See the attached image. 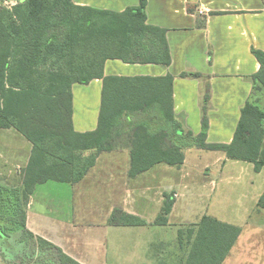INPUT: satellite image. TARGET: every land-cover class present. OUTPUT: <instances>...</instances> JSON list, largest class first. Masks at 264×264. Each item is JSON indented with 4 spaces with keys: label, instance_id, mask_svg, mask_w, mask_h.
<instances>
[{
    "label": "trees",
    "instance_id": "16d2710c",
    "mask_svg": "<svg viewBox=\"0 0 264 264\" xmlns=\"http://www.w3.org/2000/svg\"><path fill=\"white\" fill-rule=\"evenodd\" d=\"M147 0L125 11L81 6L73 0H21L0 6V128H14L32 144L20 186L0 182V246L7 259L22 262L51 253V264H81L62 248L27 227L28 206L37 185L76 184L99 155L125 138L132 178L164 163L182 167L184 146L220 150L233 160L264 167V50L252 49L260 69L251 79L253 97L241 108L230 143L207 142L211 87L205 86L202 129L186 130L177 119L175 76L105 74L106 62L170 66L167 28L147 23ZM183 77L202 78L200 72ZM102 79L101 106L94 130L78 132L73 123V85ZM260 94V96H259ZM182 139V140H181ZM176 203L165 193L155 225H168ZM264 208V193L259 200ZM109 224L142 226L147 221L116 208ZM240 226L205 214L179 241L187 242L183 264H223L240 237ZM185 238V239H184ZM35 259V258H34Z\"/></svg>",
    "mask_w": 264,
    "mask_h": 264
},
{
    "label": "crops",
    "instance_id": "0c3cea01",
    "mask_svg": "<svg viewBox=\"0 0 264 264\" xmlns=\"http://www.w3.org/2000/svg\"><path fill=\"white\" fill-rule=\"evenodd\" d=\"M0 1L8 2L11 7L21 0ZM73 1L81 6L122 12L128 7L138 6L141 0ZM146 11L148 24L168 29L167 38L173 59L172 64L167 67L159 64H130L119 59H110L105 65V74L127 76L173 74L175 76L174 101L177 119L183 123L186 130L192 131L194 134H199L202 129L205 86L209 84L211 91L210 100L207 103L209 118L207 142L230 143L241 116V108L247 100L253 97L251 77L260 69V63L252 53V49L264 50V0H147ZM183 72H200L203 77H183L181 75ZM102 86V79H94L89 84L75 83L73 85V123L76 131L87 132L97 127ZM77 88L79 89L77 90ZM77 93L80 95L78 96ZM261 97L263 99L264 92H261ZM191 119L196 123L193 124ZM124 145L120 148L119 141L112 151L101 153L96 165L83 179V181L86 180L90 175L98 176L99 179L104 180L107 184L103 192L107 190L110 199H112L109 200L107 212L99 223L84 222V225L95 227L98 224L97 226L102 228L105 246L103 251L96 255L104 258L101 263H108L109 256H113L114 263L118 264H138L145 263L146 260L151 264V259L157 264H162L164 254H168L162 245L163 230L167 225L153 224L154 220L147 218L144 212L135 206L136 204L130 205L121 202L118 206V204L112 203L113 199H117V194L122 193L124 187L127 191L132 189L136 193L139 192L135 186L128 188L133 182L132 180H136L137 177L129 176V159L122 167V152L130 154L128 144ZM213 151L225 154L220 150ZM105 153L108 155L105 157L106 159H103ZM226 158L228 157L226 156ZM223 160L226 161L225 157ZM187 163L186 158L182 168L186 167ZM122 168L123 170H120ZM12 171L13 169L7 168L1 174L13 178ZM21 171L20 183H22L24 169ZM12 178L11 181H13ZM48 182L64 184L57 181ZM43 184L37 185L35 192ZM67 184L73 187L76 185ZM84 186L88 187L86 183ZM169 187H158L153 196H149L152 200H158L160 209L164 201V194L170 191ZM185 187H187L186 184ZM205 188L201 191L204 192L207 189ZM150 190L154 189L146 187L142 192ZM117 206L126 212L144 218L147 224L142 226L109 224L110 215ZM33 207L34 199L31 196L27 220L29 230L53 242L81 264L93 263L88 249L85 250L77 246L76 237L74 234H70L71 228L73 232L79 230L76 223L71 220L63 221L64 231L52 225L46 227L44 225L49 223L47 224L44 220L45 216L36 214L34 217L31 212ZM175 208L176 204L172 212ZM92 212L87 207L83 209L82 215L89 217ZM124 235H131L132 238H125ZM157 238L160 246L158 249H156Z\"/></svg>",
    "mask_w": 264,
    "mask_h": 264
},
{
    "label": "rangeland",
    "instance_id": "374dc122",
    "mask_svg": "<svg viewBox=\"0 0 264 264\" xmlns=\"http://www.w3.org/2000/svg\"><path fill=\"white\" fill-rule=\"evenodd\" d=\"M94 91L96 93L95 88ZM77 95L79 96L80 93ZM262 105L264 107V97ZM191 122L196 123L193 119ZM119 141L120 148L127 143L125 138ZM31 148L30 141L14 128H0L1 183L11 187L21 184V170L27 165ZM184 152L188 161L186 167L158 164L138 175L136 180H132L128 188L135 186L138 193L132 189L127 191L124 187L122 193L117 194V199H113L112 203L118 206L121 202L136 204L135 206L141 209L147 218L155 221L161 209L160 204L157 203L158 200H152L151 197L156 188L170 186L168 193L174 194L176 208L174 212H171L169 224L163 230L162 245L168 254H164L162 264H183L188 248L187 242L180 244L179 229L186 231L189 227L195 226L205 214L238 225L242 229L240 237L223 264H264V208L258 205L264 193V167L260 172H256L254 165L250 162L229 159L222 152L206 150L193 145L184 146ZM107 155L108 153H105L103 159H106ZM223 157L226 159L225 162ZM127 159L130 160V154L122 152V167L127 163ZM7 168L13 169V178L1 174ZM81 181L74 187L67 183L53 182L41 185L32 195L34 207L31 212L34 217L36 214L40 216L43 214L44 220L47 224L49 223L44 225L46 227L52 225L64 231L63 221L71 220L76 223L79 230L73 232L71 228L70 234L76 237L77 246L88 249L91 261H93L90 264H118L114 263L113 256H109L108 263H101L104 258L96 255H99L105 246L102 228L97 226L98 224L95 227L84 225V222L99 223L105 216L109 200H112L107 190L103 192L107 183L98 176L90 175L86 180ZM84 182L88 187L84 186ZM146 187L154 190L142 192ZM204 187L207 189L205 188L203 192L201 189ZM118 206L115 209L119 208ZM87 207L93 211L89 217L82 215L83 209ZM124 236L132 238L131 235ZM158 238L156 249L160 247ZM33 254L32 259H24L20 263L13 262L7 259L0 246V264H51L54 259L51 258L54 257L52 252L43 253L41 256L33 251ZM138 264H150V262L146 260L145 263ZM151 264L157 263L151 259Z\"/></svg>",
    "mask_w": 264,
    "mask_h": 264
},
{
    "label": "built area",
    "instance_id": "2783aa9c",
    "mask_svg": "<svg viewBox=\"0 0 264 264\" xmlns=\"http://www.w3.org/2000/svg\"><path fill=\"white\" fill-rule=\"evenodd\" d=\"M1 5H4V6H7V7H10V6H9V3L6 2V1H5V2H1V1H0V6H1ZM11 7H12V6H11Z\"/></svg>",
    "mask_w": 264,
    "mask_h": 264
}]
</instances>
